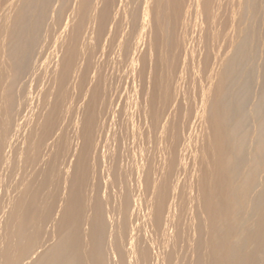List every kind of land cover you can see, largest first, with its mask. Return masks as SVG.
<instances>
[{"label":"bare ground","instance_id":"1","mask_svg":"<svg viewBox=\"0 0 264 264\" xmlns=\"http://www.w3.org/2000/svg\"><path fill=\"white\" fill-rule=\"evenodd\" d=\"M0 264H264V0H0Z\"/></svg>","mask_w":264,"mask_h":264},{"label":"rangeland","instance_id":"2","mask_svg":"<svg viewBox=\"0 0 264 264\" xmlns=\"http://www.w3.org/2000/svg\"><path fill=\"white\" fill-rule=\"evenodd\" d=\"M37 88H38V86L36 84L35 75L33 74V76H32V87H31V89L38 90Z\"/></svg>","mask_w":264,"mask_h":264}]
</instances>
